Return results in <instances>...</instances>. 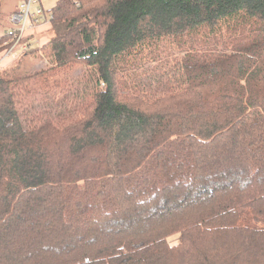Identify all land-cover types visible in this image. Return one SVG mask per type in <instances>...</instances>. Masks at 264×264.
I'll list each match as a JSON object with an SVG mask.
<instances>
[{
    "label": "trees",
    "instance_id": "1",
    "mask_svg": "<svg viewBox=\"0 0 264 264\" xmlns=\"http://www.w3.org/2000/svg\"><path fill=\"white\" fill-rule=\"evenodd\" d=\"M47 22L18 57L48 64L0 72V264H264V0H58ZM37 92L52 110L22 113Z\"/></svg>",
    "mask_w": 264,
    "mask_h": 264
},
{
    "label": "rangeland",
    "instance_id": "2",
    "mask_svg": "<svg viewBox=\"0 0 264 264\" xmlns=\"http://www.w3.org/2000/svg\"><path fill=\"white\" fill-rule=\"evenodd\" d=\"M41 1H43L42 4H43L45 9L50 7V5H49L50 1L49 0H41ZM37 6H38L37 4H33L31 6V12H33ZM2 15H3V19H6L5 14L2 13ZM45 15L48 16V12L45 13ZM27 26H29V22H27ZM52 36H53V34L50 32V30L45 31L44 37L51 38ZM164 42H166V41H164ZM168 42H170V44L165 45V48L167 50L171 49V47H174V42L172 40H169ZM30 44L33 47H36L35 42H31ZM161 48L164 49V46L161 45ZM18 50L19 49H17V51ZM7 55H8V53L4 57H7ZM38 57L39 56H30V55H28L27 57H17L13 61H11V62L9 61L8 63L4 64L2 67L0 66V72L3 74V76L5 78H8V79H13V78H16L19 76H23V75L27 74L28 72H34L36 69H34V67H32V66L38 65L39 67L37 69H39V68L44 67L48 64V60L46 58H44V57L38 58ZM41 58H43V59H41ZM32 62H33V65H32ZM81 71H84V69L81 68V69L74 71L72 73V75L70 76L71 79L79 77L81 74L80 73ZM74 91H75L74 88L71 89L72 94L70 96L66 95L61 99V101L63 100L66 103L67 108L63 107L60 104V99H58V101H55V105L56 106L58 105V108L56 110V113H57L56 115H62V116H65L68 114L74 115L75 111L78 110L79 106L82 103H81V100L79 98H75V99L73 98V96L75 94ZM60 92H68V91L66 89H63ZM44 96H46V95H43V94L38 93V92L35 93L31 97V101H30L31 104H29L27 102V105L24 106L23 108H21L22 113H25L26 111H28L32 116L33 115L36 116L43 111H47V112L51 111L52 108L47 104L46 97H44ZM59 97L61 98L62 95H59Z\"/></svg>",
    "mask_w": 264,
    "mask_h": 264
},
{
    "label": "built area",
    "instance_id": "3",
    "mask_svg": "<svg viewBox=\"0 0 264 264\" xmlns=\"http://www.w3.org/2000/svg\"><path fill=\"white\" fill-rule=\"evenodd\" d=\"M33 4L38 5V0H24L18 5L16 11L9 15V21L13 28L9 29L7 34L15 41L11 50L19 48L18 46L28 29L36 28L47 22L45 11L39 5L31 12ZM27 22H29V26H27ZM26 48L27 46H21L22 50Z\"/></svg>",
    "mask_w": 264,
    "mask_h": 264
},
{
    "label": "crops",
    "instance_id": "4",
    "mask_svg": "<svg viewBox=\"0 0 264 264\" xmlns=\"http://www.w3.org/2000/svg\"><path fill=\"white\" fill-rule=\"evenodd\" d=\"M20 0H2V7H1V12L4 13L6 16H8L16 7L17 4ZM49 5L50 7L45 9L41 0H38V5L43 8V10L45 11V13H47L51 8H53L56 4V2L58 0H49ZM6 30H9V27L6 28ZM49 30V24L48 22L43 23L41 25H39L36 28L33 29H28L26 31V33L24 34V36L27 34V36L31 37V42H35L38 45H42L43 43L47 42V40L49 39L48 37H44L45 35V31ZM4 32L3 27L0 26V35H2ZM30 42V43H31ZM17 47L14 50H10L9 56L4 57L2 54H0V66L2 67L4 64L8 63L9 61H13L15 58H17L19 56L20 53V49L17 51ZM39 63V62H38ZM37 64V63H36ZM33 65V62H32ZM34 67V69H37L39 66H32Z\"/></svg>",
    "mask_w": 264,
    "mask_h": 264
}]
</instances>
